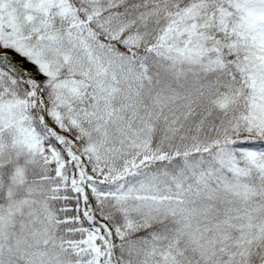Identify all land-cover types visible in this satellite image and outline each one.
Here are the masks:
<instances>
[{
	"label": "snow or ice",
	"instance_id": "obj_1",
	"mask_svg": "<svg viewBox=\"0 0 264 264\" xmlns=\"http://www.w3.org/2000/svg\"><path fill=\"white\" fill-rule=\"evenodd\" d=\"M0 264H264V0H0Z\"/></svg>",
	"mask_w": 264,
	"mask_h": 264
}]
</instances>
